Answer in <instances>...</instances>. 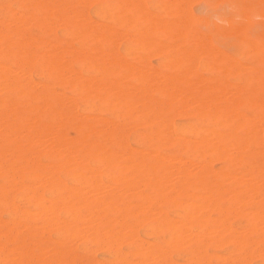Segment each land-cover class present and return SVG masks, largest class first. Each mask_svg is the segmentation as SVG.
Wrapping results in <instances>:
<instances>
[{"label": "bare ground", "instance_id": "1", "mask_svg": "<svg viewBox=\"0 0 264 264\" xmlns=\"http://www.w3.org/2000/svg\"><path fill=\"white\" fill-rule=\"evenodd\" d=\"M187 2L0 0V264H264V32Z\"/></svg>", "mask_w": 264, "mask_h": 264}, {"label": "rangeland", "instance_id": "2", "mask_svg": "<svg viewBox=\"0 0 264 264\" xmlns=\"http://www.w3.org/2000/svg\"><path fill=\"white\" fill-rule=\"evenodd\" d=\"M4 2H12V0H2ZM191 2V4H190ZM107 3V1H106ZM187 8L190 11L192 17L194 20L200 21V20H208L211 23L215 24V26H224L226 23H219L218 18H222L227 20H230L232 24L239 26L242 28L243 32L250 34V35H256L264 32V13L259 11L254 12H246L244 10V7L238 3L236 0L232 4H225L222 0H188L187 2ZM225 9V10H224ZM95 7L92 4L89 8V16L90 19L94 22L102 23V20H100L94 13ZM248 15V16H247ZM263 15V18H260L259 16ZM247 19H246V18ZM262 17V16H261ZM246 20H245V19ZM240 23V25H239ZM194 27L196 30H203L201 26L196 22L194 24ZM253 29V30H252ZM252 33V34H251ZM57 36H60V33H55ZM42 38L44 40L48 39V35L41 34ZM229 42V43H228ZM233 39L231 38H220L219 36L215 37L213 40V46L220 51H223L225 53H228L229 55H233L235 51V47L233 45ZM233 53V54H232ZM149 59V65L151 67H157L160 57L150 54L147 55ZM234 56V55H233ZM150 57V58H149ZM147 59V60H148ZM242 66H245V63L240 62ZM202 76L206 77V73L202 72ZM228 83H233L234 78L228 77L227 78ZM243 112L246 113V115H249L250 112L248 110H243ZM177 117V118H176ZM178 121H177V120ZM176 120V125L181 126H187V125H196L198 121L190 116L185 114H178L174 118V122ZM143 129H135L134 134L139 135L143 134ZM164 151L166 152H175L174 148H166ZM213 252H216L218 254H221L223 250H213ZM99 256V255H98ZM177 260H183L185 258L184 255L178 254L175 256ZM254 264H259L258 262H255Z\"/></svg>", "mask_w": 264, "mask_h": 264}, {"label": "snow or ice", "instance_id": "3", "mask_svg": "<svg viewBox=\"0 0 264 264\" xmlns=\"http://www.w3.org/2000/svg\"><path fill=\"white\" fill-rule=\"evenodd\" d=\"M261 7H262V11H264V0H262ZM218 22L219 23H227V21L225 19H222V18H218Z\"/></svg>", "mask_w": 264, "mask_h": 264}]
</instances>
